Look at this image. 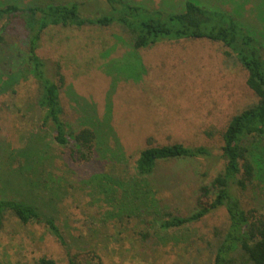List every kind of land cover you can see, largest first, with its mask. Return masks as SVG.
<instances>
[{
  "label": "rangeland",
  "instance_id": "rangeland-1",
  "mask_svg": "<svg viewBox=\"0 0 264 264\" xmlns=\"http://www.w3.org/2000/svg\"><path fill=\"white\" fill-rule=\"evenodd\" d=\"M53 1H87L90 12L106 8L102 0H0V7ZM128 1L165 13L183 11L188 1L200 3L230 14L264 47V0ZM9 39L13 45L23 43L14 36ZM125 41L117 26L52 27L44 33L38 51L50 70L59 66L64 77L60 97L65 120L76 130L97 128L104 136V158L97 155L85 164L75 162L49 133L38 130L41 110L31 77L16 86L14 94L0 97V198L31 202L55 218L69 246L62 247L44 225L22 226L11 219L0 231V264H37L42 258L69 264L67 250L85 264L208 262L207 241L214 239L215 229L226 227L225 209L146 241L142 234L150 229L137 220L100 224L97 219L105 217L107 207L93 205L91 190L82 191L76 183L103 171L113 153L122 154L131 166L148 146L180 143L220 153L229 121L255 104L257 97L247 86V72L226 56L220 43L163 42L134 51ZM18 49L22 56L1 61L0 76L24 68L19 62L25 61V53L23 47ZM260 141L256 150L253 147L258 155L264 149ZM201 170L193 161L162 164L155 175L159 198L175 213L188 215L204 182ZM60 178L65 181L59 183ZM253 185L239 194L240 199L245 209L264 216V180L258 177Z\"/></svg>",
  "mask_w": 264,
  "mask_h": 264
},
{
  "label": "trees",
  "instance_id": "trees-1",
  "mask_svg": "<svg viewBox=\"0 0 264 264\" xmlns=\"http://www.w3.org/2000/svg\"><path fill=\"white\" fill-rule=\"evenodd\" d=\"M102 1L106 8L96 12L87 11V1H53L27 6L11 3L0 7V64L4 57L13 61L18 54L22 56L19 47H23L25 53V61L19 62L25 64L24 68L0 76V97L14 94L15 87L31 77L38 88L37 105L41 110L38 130L49 133L55 144L66 148L73 161L85 164L97 155L104 158L101 152L104 136L94 126L76 130L65 120L60 97L64 77L60 67L50 70L48 63L38 54L46 30L52 27L106 29L117 26L134 51L158 43L187 40L222 44L227 49L226 56L247 72L246 83L257 102L231 118L222 134L220 153L215 154L204 146L180 143L148 146L132 166L127 159L121 158L122 154L113 153L103 171L76 184L82 191L91 190L93 205L107 207L105 217L97 219L100 224L111 220L134 224L137 220L150 229L144 234L142 230L140 232L146 241L155 235L167 236L169 231L198 223L223 208L227 213V225L224 229H215L214 239L207 241L209 255L206 264H264V216L245 209L239 196L258 177L262 182L264 180V149L260 155L253 152V147L256 150L260 140L264 141L263 45L250 29L230 14L207 9L200 3L188 1L183 11L165 13L128 0ZM9 36L16 37L24 45H13ZM32 147L35 148V142ZM175 161L197 162L202 168L204 182L198 187L195 206L188 215L175 213L159 198L161 188L155 175L162 164ZM213 172H217L214 178L211 177ZM58 181L65 180L60 178ZM11 219L22 226H46L59 244L69 249L56 219L31 202L0 198V231ZM67 256L69 264H85L78 260L79 255L73 256L68 250ZM37 264L56 262L42 258Z\"/></svg>",
  "mask_w": 264,
  "mask_h": 264
}]
</instances>
